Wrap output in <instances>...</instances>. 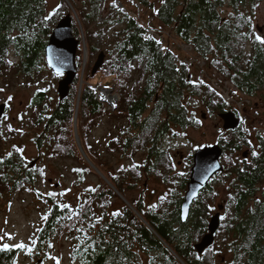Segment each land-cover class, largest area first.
<instances>
[{
	"label": "trees",
	"instance_id": "trees-1",
	"mask_svg": "<svg viewBox=\"0 0 264 264\" xmlns=\"http://www.w3.org/2000/svg\"><path fill=\"white\" fill-rule=\"evenodd\" d=\"M262 5L264 0H59L50 8L47 0H0L2 83L10 86L24 77L38 74L39 78L50 72L45 47L57 21L66 14L79 41L77 74L68 95L56 98L52 109L45 100L47 86L38 88L29 100L25 125L41 129L33 138L39 153L34 160L48 156L77 161L73 171L83 181L91 167L80 154L76 132L81 150L136 210L127 204L111 209L108 196L114 191L106 183L89 188L85 204L76 207L35 191L43 171L25 158L21 147L13 146L0 154V199L29 188L48 207L26 248L1 246L0 264H15L19 255L40 264L52 239L64 232L72 242L68 255L79 264H142L143 256L147 264H264V136L256 131V144L249 143L240 121L234 130L220 133L216 143L223 151V170L199 192L185 221L179 210L192 153L180 167L165 147L166 138L176 136L174 127H198L199 120L190 110L198 103L211 114L232 111L238 116L237 108L220 93L225 81L248 98L264 100V43L256 39L264 38V19L259 22L257 14ZM137 12L138 17L133 16ZM149 17L192 45L207 73L218 74L216 83L208 74L195 77L178 52L154 36L146 37L144 22ZM83 40L87 61L81 72ZM101 51L105 58L96 75L111 78L118 97L111 110L97 98L90 72L92 58ZM229 96L234 99L235 93ZM104 117L113 120L115 127L105 143L106 152L131 160L120 175L107 169L105 157L90 139ZM15 133L11 126L5 132L0 128V139ZM143 176L167 186V193L153 204H146L143 190L138 199L125 196ZM219 188L225 194L218 204L221 210L213 205ZM217 211L214 242L198 253L195 244L208 232V222Z\"/></svg>",
	"mask_w": 264,
	"mask_h": 264
},
{
	"label": "rangeland",
	"instance_id": "rangeland-1",
	"mask_svg": "<svg viewBox=\"0 0 264 264\" xmlns=\"http://www.w3.org/2000/svg\"><path fill=\"white\" fill-rule=\"evenodd\" d=\"M47 2L49 7L53 8L57 6L59 0H47ZM257 14L259 22L263 21L264 5L260 7ZM133 16L138 17V12L137 14H133ZM144 24L147 28L152 27L154 30H158L159 36L157 38L161 40L164 46L178 52V54L184 58V63L190 68V71L195 77L202 78L206 77L208 74L211 83H216L218 74L215 71L207 73L206 67H204V61L194 55L192 45L190 46L181 42L174 34L164 30L158 21L151 17H149ZM81 47L83 55L82 60L84 61L85 59L84 65L82 63L83 72L87 61V49L84 40ZM97 55L91 60V69L96 61ZM52 74L53 72L50 70V72H43V75L39 78L38 74L31 79L24 77V79H20L10 86L0 81V103L4 102L7 105L6 113L4 114L5 117L2 119L0 128L5 132V127L11 126L16 132L13 137H7L5 135L4 139H0V154L8 152L13 146L21 147L25 158L29 161H35L34 165L38 163L43 171L42 178L38 180L35 191H39L44 195L52 194L56 200L76 207L85 204V195L89 191V188L94 189L99 184L106 183L105 178L107 180L108 178L98 167L96 168L100 173L95 170L84 158L81 151L80 154L91 167V172H85L83 181H78L73 171V168L76 167V163H78L77 161L48 156L42 157L40 162L34 160L38 158L39 153L33 144V138L36 134L40 133L41 129L40 126L27 127L25 125V122H27L26 117H28L30 113L29 100H31L38 88H45L47 86L48 89L46 90L45 100H48L50 108L52 109L55 99L58 98L57 82L62 77L54 79ZM93 77L92 83L96 85L97 98L106 101L109 110L113 109L117 104L118 97L117 94L113 92L112 79L104 78L99 74L96 75V73ZM223 86L224 87L221 89L219 88L222 97L227 102H231L233 107L237 108V118L249 135V143L255 145V132L259 131L264 136V100L261 97L248 98L246 95L244 96L240 92H237L227 81L224 82ZM102 89H109L111 91L110 93L115 96L114 100L108 101L104 98H100ZM229 92L235 93L234 99L229 96ZM197 100L198 99H196V101ZM190 110L199 120L198 127H188L185 129L174 127L173 129L176 132V136L169 135L166 138L165 147L170 150L175 163L180 167L182 166L183 158L191 153L193 155L196 149L206 145L216 144L218 136L223 131V121L219 115L209 113L205 108L199 106V103L197 106L190 107ZM97 124L90 139L93 142L95 150L99 151L100 154L105 157L103 160L108 163V166H106L107 169L114 175H120L122 169L129 166L131 160L119 154L112 156L106 152L105 143L109 139L108 135L115 130L114 122L109 117H104ZM76 136L75 132V137ZM245 150L246 148L243 147L242 152ZM139 159V156L135 158L136 161ZM127 181L133 182L129 177ZM107 184L108 183H106V185ZM135 187L136 188L132 190H126L125 196L130 200L138 199L143 190L146 204L155 203L161 196L165 195L168 190L167 186L162 184L159 179L152 176L148 178L143 176ZM113 188L111 189L114 191V195H110L108 198L112 202L111 209L115 210L127 204L126 202L129 203V201L125 199L118 189L115 188L114 190ZM117 192L119 194H117ZM224 195L223 190L219 188L213 202L215 207L222 202ZM47 207L48 204L42 202L37 194L29 188L16 190L13 194L6 196L4 199L2 197L0 199V245L11 244L26 248L34 237L36 229L41 225ZM132 210L135 213L136 210L133 208ZM70 240L66 232L54 237L51 242L52 247L48 251V256L46 258H38L40 264H79L77 261H72L70 255H68L72 247V242ZM142 260V264H147L146 257L143 256ZM15 264H35V261L27 256L19 255L15 258Z\"/></svg>",
	"mask_w": 264,
	"mask_h": 264
},
{
	"label": "water",
	"instance_id": "water-1",
	"mask_svg": "<svg viewBox=\"0 0 264 264\" xmlns=\"http://www.w3.org/2000/svg\"><path fill=\"white\" fill-rule=\"evenodd\" d=\"M257 29L261 31V28L257 27ZM49 35L50 36L45 47V59L47 66L53 72V74L62 75V77L58 80L56 87L58 99L63 100L68 95L69 85L73 82L77 74L75 57L79 41L75 38V35L72 32L70 14H66L61 18V20L57 21V24ZM103 58H105V53L101 51L98 53L96 61L90 71L92 75H95L96 71H98V69L103 64ZM84 62L85 59L83 61V65ZM5 112L6 103L2 102L0 103V120L2 119ZM219 117L223 121V130H234V128L239 124V119L232 111L220 113ZM76 141L79 150L81 151L84 158L95 170H97L96 166L89 160L84 151L81 150L82 148L80 146L78 138H76ZM222 153V148L217 145V143L203 146L194 151L191 158L192 166L189 171V180L186 184V191L179 210L182 221H185L187 219L189 214L188 210H190V206L194 199L198 197L199 192L208 184V182L214 175H217L223 170V165L221 163ZM243 155L245 157L247 156L246 150L243 152ZM105 180L106 183L111 186V188L114 187L106 178ZM113 189L115 190V188ZM117 194L119 193L117 192ZM126 203L130 208H133L130 203ZM218 209L221 210L222 205H218ZM219 217L220 212L217 211L212 215V218H210V221L208 222V232L202 235L203 237L200 239V241L195 244V249L198 253H202L204 251V248L209 247L214 242V235L219 227Z\"/></svg>",
	"mask_w": 264,
	"mask_h": 264
},
{
	"label": "bare ground",
	"instance_id": "bare-ground-1",
	"mask_svg": "<svg viewBox=\"0 0 264 264\" xmlns=\"http://www.w3.org/2000/svg\"><path fill=\"white\" fill-rule=\"evenodd\" d=\"M100 98H104L105 100H108V101L114 100V96H112L108 90H102V95Z\"/></svg>",
	"mask_w": 264,
	"mask_h": 264
},
{
	"label": "built area",
	"instance_id": "built-area-1",
	"mask_svg": "<svg viewBox=\"0 0 264 264\" xmlns=\"http://www.w3.org/2000/svg\"><path fill=\"white\" fill-rule=\"evenodd\" d=\"M146 31H147L146 32V37H149L151 35H153L155 37H158V32L157 31H154V30L151 31V29H149V28H147ZM102 90H107V89H102Z\"/></svg>",
	"mask_w": 264,
	"mask_h": 264
},
{
	"label": "snow or ice",
	"instance_id": "snow-or-ice-1",
	"mask_svg": "<svg viewBox=\"0 0 264 264\" xmlns=\"http://www.w3.org/2000/svg\"><path fill=\"white\" fill-rule=\"evenodd\" d=\"M256 39L259 40L261 43H264V38L257 36ZM5 247H7V245H5Z\"/></svg>",
	"mask_w": 264,
	"mask_h": 264
}]
</instances>
